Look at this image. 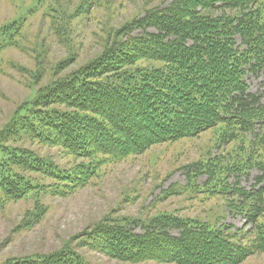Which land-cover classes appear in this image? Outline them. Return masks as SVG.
<instances>
[{
    "label": "trees",
    "instance_id": "trees-1",
    "mask_svg": "<svg viewBox=\"0 0 264 264\" xmlns=\"http://www.w3.org/2000/svg\"><path fill=\"white\" fill-rule=\"evenodd\" d=\"M88 1L80 6L88 9ZM162 5L112 30L96 56L42 86L9 118L0 130L1 202L32 198L38 220L41 195H69L108 165L215 129L216 146L230 151L191 163L188 177L207 175L205 191L215 181L211 194L227 196L225 208L245 219L246 232L161 212L140 234L132 227L138 221L126 217L98 222L87 245L128 263L241 264L264 254V95L250 92L246 80L264 71V0ZM25 10L0 25V54L17 45L33 8ZM22 141L57 148L67 159L40 155ZM251 169L259 175L246 189L240 179ZM6 264L89 263L66 248Z\"/></svg>",
    "mask_w": 264,
    "mask_h": 264
},
{
    "label": "rangeland",
    "instance_id": "rangeland-1",
    "mask_svg": "<svg viewBox=\"0 0 264 264\" xmlns=\"http://www.w3.org/2000/svg\"><path fill=\"white\" fill-rule=\"evenodd\" d=\"M169 1L89 0L88 9H84L82 0H0V25L25 8L24 13L33 8L22 25L17 45L0 54V130L38 89L96 56L112 30L142 16L145 9L165 6ZM246 80L250 92L264 95V71L257 76L248 74ZM217 138L215 129H209L196 138L160 144L104 167L100 176L69 195L43 194L39 200L43 213L38 220L32 216V198L1 202L0 189V264L66 248L80 253L89 264H164L122 262L87 245L86 234L98 222L121 217L138 221V227L131 226L139 234L143 232L140 225L161 212L197 217L246 232L250 227L245 219L225 208L227 196L221 199L211 194L216 190L215 181L210 184L211 191H205L201 187L209 181L207 175L188 177L191 163L229 150L223 145L217 147ZM9 142L17 145L16 141ZM21 146L58 162L67 159L57 148L40 147L30 141H22ZM257 175L256 169L249 170L241 176L240 186L253 187ZM234 181L231 176L230 182ZM174 186L178 187L175 192ZM182 186L186 190L182 191ZM241 264H264V254H253Z\"/></svg>",
    "mask_w": 264,
    "mask_h": 264
}]
</instances>
